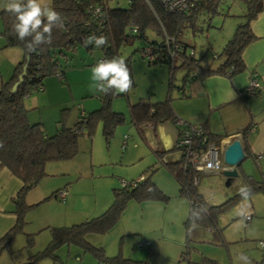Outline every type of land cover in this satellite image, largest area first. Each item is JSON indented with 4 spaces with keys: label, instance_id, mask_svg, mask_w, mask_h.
<instances>
[{
    "label": "rangeland",
    "instance_id": "obj_1",
    "mask_svg": "<svg viewBox=\"0 0 264 264\" xmlns=\"http://www.w3.org/2000/svg\"><path fill=\"white\" fill-rule=\"evenodd\" d=\"M127 6L128 0L109 1L111 8ZM243 11L242 3L225 0L219 5L217 14L210 18L199 17L195 30L184 34L182 40L193 48L200 65L214 67L221 62L222 58L218 56L234 35ZM2 30L0 18V82L7 81L22 60L20 48L6 47ZM138 48L141 46L136 39L124 44L119 48L120 57L137 55ZM98 54L97 49L87 52L77 48L70 55V65L67 63L66 82L61 84L56 76H49L45 81H52V86L47 84L46 89L32 90L24 100L29 121L42 123L46 134L53 136L59 129L76 124L80 114L98 109L99 93L91 88V68L95 64L86 67L85 71L77 68L81 55L95 59ZM181 70L178 69L176 75ZM29 100L31 102L27 103ZM111 108L123 111L124 116V123L114 129L112 136L106 141L101 122L97 123L91 137L83 131L78 140L77 155L71 160L48 163L45 167L47 175L26 193L25 204L29 208L23 215L22 230L6 247L0 248V264H28L30 256L48 245L49 227H69L96 217L105 208L97 210L92 217L91 211L105 203L107 209L113 201V191L122 188L121 181H134L141 175H148L150 169H154L153 177L157 178L159 168L164 171L160 177L163 174L165 180L169 178L167 170L156 160L149 144L131 123L125 97H114ZM147 132V140L151 139L153 146L155 136L150 130ZM124 136L128 138L127 145L123 146ZM208 178L201 177L198 191L209 206L221 204L236 192L235 186H225L223 182L219 185L216 177ZM170 184L172 192L168 193L178 191L172 181ZM55 191H64L65 201L55 197L45 200ZM251 200L257 208L264 207V194H253ZM161 204L129 200L119 222L109 233L88 235L86 239L92 245L102 247L108 257L120 254L123 258L146 264H244L239 260L241 253L248 256L251 264H264V251L259 247L260 242H264V208L258 214L245 213L251 216L248 222L244 216H234L231 208L220 217L212 233L199 226H190L187 241L184 221L186 223L188 218L189 201L170 196L164 209H159ZM78 213L82 215L77 216ZM28 236L32 239L31 245L27 243ZM143 241L150 246L139 248ZM182 253L188 256L181 259ZM56 257V260L45 257L37 264H107L98 262L74 245H61L56 250Z\"/></svg>",
    "mask_w": 264,
    "mask_h": 264
},
{
    "label": "trees",
    "instance_id": "obj_2",
    "mask_svg": "<svg viewBox=\"0 0 264 264\" xmlns=\"http://www.w3.org/2000/svg\"><path fill=\"white\" fill-rule=\"evenodd\" d=\"M109 1L52 0V8L61 14L66 30L54 29L53 43L51 45L43 44L33 52H28L24 47V42L19 41L12 34L11 25L15 19L14 16L6 11L0 12L3 24L2 35L6 47H18L24 54L10 78L0 82V168L7 169L21 182V187L12 200L16 222L1 237L0 248L6 247L15 234L22 230L23 215L29 208L25 204V195L47 175L46 165L50 162L74 158L78 153V140L82 132L85 131L91 137L97 123H102V134L106 141L112 136L114 129L124 123L122 113L115 112L111 108L113 98L116 96L126 97L124 93L117 95L99 93L100 107L98 109L81 114L76 124L72 127L59 129L53 136H47L44 133L41 123L29 122L24 100L30 95L31 90L38 85L43 89L42 80L49 76H55L56 73L62 76L59 81L63 82L64 73L71 62L70 55L77 48L81 47L87 51L96 50L91 45L84 47L83 38L93 33L97 36L101 34L107 36L108 45L99 48L101 55L107 59L114 56L120 57L119 48L136 39L141 48L150 46L154 50V60L147 63L149 66L166 65L171 76L175 70L183 69L186 72L184 77L186 83V78L193 72H196V75L190 76L188 82L199 76H230L243 69L242 51L255 40L250 23L264 8V0H229L244 5L243 14L240 15L243 22L236 26L234 35L220 52L218 57L222 58V62L217 67L210 68L200 65L199 60L194 56L192 58L188 56L185 48L189 46L182 40V37L188 30H195L199 17L210 18L217 14L219 5L225 0H201L190 10L189 14L171 13L158 0H151L149 3L145 0H128L126 8H111ZM98 6H104V11H106L103 21L99 25L92 13ZM165 35L174 37L182 44V49L174 60L168 57V52L162 43ZM141 48H138L137 51ZM26 55L29 62L24 82L12 94L11 87L17 82L18 76L22 72ZM131 55L124 59L132 77ZM231 68L232 71L228 74ZM170 84L172 86V82ZM243 96L245 97L244 94ZM128 111L131 123L138 135L149 144L161 166L178 184L179 196L189 201L187 228L191 225L192 210H199L201 213L202 218L196 221L197 226L206 230L217 228L219 217L243 199L239 191L241 187L248 186L250 188L249 196L258 192L264 193V183L257 182L250 176H244L243 185L233 195L221 204L209 206L202 195L197 192V185L193 184L194 178L198 177L199 181L201 175L184 167L183 156L176 147L175 149L180 153V159L166 162L163 159L165 152L154 149L150 139L147 140L148 127H156L165 121L173 123L176 119L170 98L166 97L165 100L157 103H151L148 99H140L134 104H129ZM205 134L210 141L213 139L206 132ZM212 141L218 143V140L213 139ZM153 172L154 169H150L148 175H141L132 181L135 182L132 187L121 186V189L114 190L111 205L98 216L69 227H49L51 238L48 245L42 251L30 256L28 264H37L45 257L56 260V250L61 245H74L82 252L92 255L100 263L146 264L123 258L120 254L108 257L102 247L92 245L86 238L88 235L107 234L118 223L129 200L166 203L169 198L153 183L151 179ZM58 192H53L45 200L51 197L57 198ZM27 243L32 244L31 237L27 239ZM186 256H188L187 253H182L181 259ZM211 264L218 263L211 262Z\"/></svg>",
    "mask_w": 264,
    "mask_h": 264
},
{
    "label": "crops",
    "instance_id": "obj_3",
    "mask_svg": "<svg viewBox=\"0 0 264 264\" xmlns=\"http://www.w3.org/2000/svg\"><path fill=\"white\" fill-rule=\"evenodd\" d=\"M2 2L3 0H0V3ZM44 3L52 7V0H44ZM2 11L4 10L0 9V12ZM240 22H243V20H239L238 24ZM250 29L255 36V40L250 42L242 51L243 69L230 76H199L193 81L186 83L184 81L186 72L183 69L177 75L176 71L178 69L175 70L171 76V72L166 65L149 66L140 55L137 54L131 57L130 64L134 87L130 93L126 94L125 102L127 107L129 104H134L140 99H148L151 103H157L165 100L167 97L170 98L171 107L176 118L182 119L192 125L202 126L209 136L218 140L220 145L226 146L235 138L240 140L245 157L236 167L237 177L232 178L229 185H226V178L222 174L201 175L196 188L197 192L203 198V194L198 191L201 177H206L208 180V177H216L219 185L223 182L225 186H235L236 190L243 185L244 176H250L255 181L264 183V8H262V11L250 23ZM98 52L99 54L96 58L101 57V52L99 50ZM23 57L24 54L22 51V59ZM95 59H86L85 56L81 55L77 66L79 68L78 70L85 71L84 69L86 67L95 64ZM220 63L214 67L208 65L204 67L215 68ZM71 64L74 65V63ZM66 71L63 82L60 81L61 84L64 81L66 82ZM253 74L256 75L259 89L253 96L244 97V90ZM170 82H172V86ZM42 83L44 89H46L47 84L50 86L53 85L52 81L50 82L49 79L45 81V78L42 80ZM89 92H92V90L90 89ZM28 102L30 103L31 101L29 100ZM112 110L119 113L123 112L117 109ZM41 126L46 134L42 123ZM148 130H150L156 139L152 147L158 151L165 152L163 159L166 162H173L180 159V153L175 149V144L178 139V128L171 121H165L156 127H148ZM125 145L127 144L125 143ZM154 157L156 158L155 155ZM156 160L158 159L156 158ZM159 169L157 170L159 174L157 178H155V175L153 177L154 173L151 176L153 183L169 199L170 196L181 197L179 196L178 184L174 178L169 174V178L165 180L163 174L160 177V173L163 170L159 171ZM164 180L165 182H163ZM170 181L176 185L178 191L168 193L172 192ZM20 187L21 182L17 178L12 176L7 169L0 168V236L5 231L7 232L16 222V216L13 213L14 203L12 200ZM258 193L261 195L264 194L262 192ZM252 195L248 196L246 201L242 199L232 208L231 212L234 216H244L245 213L250 211H253L254 214L260 213L264 207L257 208L251 200ZM148 202L150 201L141 203ZM151 202L159 203V201ZM166 203L160 202L162 206H159V209H164L165 207L163 205H166ZM100 208H105V211L106 203L99 205L91 211V217L95 216L92 214H96L98 212L97 210H101ZM78 214L75 215H82L81 213ZM184 224L186 226L185 221ZM190 226L188 228L186 227L187 233L185 240L187 241L189 239L188 230ZM208 231L212 233L213 230L209 229ZM149 246L150 244L143 247ZM77 257L80 256L77 255Z\"/></svg>",
    "mask_w": 264,
    "mask_h": 264
},
{
    "label": "clouds",
    "instance_id": "obj_4",
    "mask_svg": "<svg viewBox=\"0 0 264 264\" xmlns=\"http://www.w3.org/2000/svg\"><path fill=\"white\" fill-rule=\"evenodd\" d=\"M0 9L14 16L11 32L19 41L24 42V47L28 52L35 51L43 44L51 45L54 29L66 30L61 14L49 4L44 3V0H3L0 3ZM95 14H101V9L97 8ZM82 43L84 47L91 45L99 49L108 45L109 40L103 34L97 36L93 33L83 38ZM91 73V88L97 93L117 95L132 91L133 79L130 69L122 57L114 56L110 59L99 60L91 68ZM239 191L246 201L250 188L244 186ZM201 218L199 210H192L191 228H195L196 221ZM259 247L264 248V242H260ZM239 260L244 264H251L248 256L243 253L240 254Z\"/></svg>",
    "mask_w": 264,
    "mask_h": 264
},
{
    "label": "built area",
    "instance_id": "obj_5",
    "mask_svg": "<svg viewBox=\"0 0 264 264\" xmlns=\"http://www.w3.org/2000/svg\"><path fill=\"white\" fill-rule=\"evenodd\" d=\"M149 3L151 0H145ZM201 0H158V2L169 12L175 14H189L190 10ZM101 9V14L96 15V9ZM104 6L95 7L92 11L93 16L99 25L103 21V17L106 11H104ZM163 45L165 50L168 52V57L171 60H174L178 57L179 51H181V43L177 41L172 36H164ZM189 48V49H188ZM188 56L192 58L194 56L193 48H185ZM98 50V49H97ZM100 51V49H99ZM138 54L145 60L146 63L152 62L154 60V50L150 46L141 48L138 51ZM107 59L102 56L99 57L95 64L101 60ZM232 68L228 71L230 74ZM196 72H193L190 76H195ZM55 76L60 80L62 76L59 73H56ZM190 76L186 78L188 82ZM259 89L257 83L256 75L253 74L249 80L247 87L244 90V95L246 97L253 96L256 91ZM32 90H42L41 86H36ZM31 90V91H32ZM28 97V96H27ZM173 124L178 128V139L176 141L175 147L182 154L184 167L190 168L198 174H221L222 171L227 169L226 165L223 162L222 153L225 146L220 145L214 141H210L205 134L204 128L199 125H192L186 121L176 118ZM127 136H124L122 145L124 146L127 140ZM259 157V156H258ZM135 182H123L121 181V186H133ZM193 184H198V177L194 178ZM66 194L64 191H59L57 193V199L64 201ZM245 221H250V215H244ZM262 242V241H261ZM148 242H142L139 244V248L143 246H148ZM262 251L264 248L260 247Z\"/></svg>",
    "mask_w": 264,
    "mask_h": 264
},
{
    "label": "water",
    "instance_id": "obj_6",
    "mask_svg": "<svg viewBox=\"0 0 264 264\" xmlns=\"http://www.w3.org/2000/svg\"><path fill=\"white\" fill-rule=\"evenodd\" d=\"M28 62V56L26 55L22 72L18 76L17 82H15L11 87L12 94H14L17 88L23 84L28 67ZM222 157L224 164L228 168L222 171L221 174L226 178V185H229L230 180L237 177L236 167L245 157L240 140L235 138L230 143H228L223 150Z\"/></svg>",
    "mask_w": 264,
    "mask_h": 264
}]
</instances>
